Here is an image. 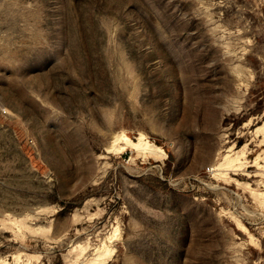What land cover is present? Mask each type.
<instances>
[{"label": "rangeland", "instance_id": "1", "mask_svg": "<svg viewBox=\"0 0 264 264\" xmlns=\"http://www.w3.org/2000/svg\"><path fill=\"white\" fill-rule=\"evenodd\" d=\"M89 262L264 264V0H0V264Z\"/></svg>", "mask_w": 264, "mask_h": 264}, {"label": "trees", "instance_id": "2", "mask_svg": "<svg viewBox=\"0 0 264 264\" xmlns=\"http://www.w3.org/2000/svg\"><path fill=\"white\" fill-rule=\"evenodd\" d=\"M72 208H73L72 205H67V206H66V210H68V211H69L70 209H72Z\"/></svg>", "mask_w": 264, "mask_h": 264}, {"label": "bare ground", "instance_id": "3", "mask_svg": "<svg viewBox=\"0 0 264 264\" xmlns=\"http://www.w3.org/2000/svg\"><path fill=\"white\" fill-rule=\"evenodd\" d=\"M141 138V137H140ZM143 148V147H142ZM145 149V148H144ZM102 253V252H101ZM98 261H100V260H98ZM101 262V261H100ZM88 264H94V263H92V262H89Z\"/></svg>", "mask_w": 264, "mask_h": 264}]
</instances>
